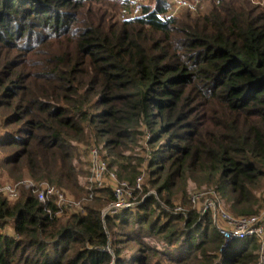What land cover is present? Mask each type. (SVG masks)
<instances>
[{
	"label": "trees",
	"instance_id": "obj_1",
	"mask_svg": "<svg viewBox=\"0 0 264 264\" xmlns=\"http://www.w3.org/2000/svg\"><path fill=\"white\" fill-rule=\"evenodd\" d=\"M135 1L0 0V180L84 209L0 195V264H264V235L224 248L191 201L264 213V4L169 17L170 0H147L123 17ZM93 147L119 181L146 176L135 210L103 218L114 194L90 190Z\"/></svg>",
	"mask_w": 264,
	"mask_h": 264
},
{
	"label": "built area",
	"instance_id": "obj_2",
	"mask_svg": "<svg viewBox=\"0 0 264 264\" xmlns=\"http://www.w3.org/2000/svg\"><path fill=\"white\" fill-rule=\"evenodd\" d=\"M208 0H170L171 6L168 12L169 17H175L184 10L191 12L197 11L201 3ZM215 1L216 4H220L221 0H209ZM254 3L264 4V0L258 2L252 0ZM142 0H136L131 7V11H124L123 17L136 18L142 15ZM3 131L0 125V139L2 138ZM1 156V152H0ZM89 159L92 166V173L90 178V190L103 189L110 187L113 190L114 199L110 205L102 212L103 218L108 216H115L125 211L135 210L141 201L138 199L136 192L143 191L144 175L139 177L134 187L128 182H121L118 180L114 173L109 172L107 162L103 159L101 153L97 148H91L89 150ZM27 190L37 196L38 201L41 204H47L53 201L56 207L59 209L56 213L57 217H60L63 212H83V202L74 199L69 196L63 189L58 188L49 183H37L31 179H25L20 182H1L0 180V195L9 199L17 200L20 197L21 190ZM154 193V192H149ZM94 194L91 192L89 200H92ZM193 207L202 204L203 214L211 213L213 222L217 226L220 234L224 238V248L235 240H244L249 237L264 235V213L260 216L234 218L230 216L225 210H223L219 195L215 191H201L194 193L191 197ZM186 209L177 205L174 208V213L183 214ZM52 214V212H49Z\"/></svg>",
	"mask_w": 264,
	"mask_h": 264
},
{
	"label": "rangeland",
	"instance_id": "obj_3",
	"mask_svg": "<svg viewBox=\"0 0 264 264\" xmlns=\"http://www.w3.org/2000/svg\"><path fill=\"white\" fill-rule=\"evenodd\" d=\"M143 5H146L147 4V0H142V2H141ZM210 8V1L208 0V1H205V2H203L202 3V5H201V10H203L204 12L206 11V10H208ZM81 148L82 149H84V147L83 146H81ZM88 153H89V151H88ZM146 180H147V178H146V176H144V184L146 183ZM67 192V191H66ZM197 192H201V190H199V189H195V190H193L192 191V195L194 194V193H197ZM68 193V192H67ZM68 195L69 196H71L69 193H68ZM196 207V209L198 210V211H200L201 213L203 212V207H202V204L200 205V207L199 206H195ZM222 208H223V210H225V208H224V206L222 205ZM226 211V210H225Z\"/></svg>",
	"mask_w": 264,
	"mask_h": 264
}]
</instances>
